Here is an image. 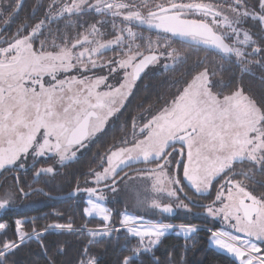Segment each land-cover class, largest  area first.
Listing matches in <instances>:
<instances>
[{"label": "snow or ice", "instance_id": "snow-or-ice-1", "mask_svg": "<svg viewBox=\"0 0 264 264\" xmlns=\"http://www.w3.org/2000/svg\"><path fill=\"white\" fill-rule=\"evenodd\" d=\"M23 6L0 0V171L16 170L13 185L0 190V209L43 192L22 185L20 173L34 181L54 175L119 120L149 66L186 64L190 52L176 44L206 55L173 97L159 107L141 103L143 111L129 116L122 135L97 154V167L83 174L92 186L77 181L72 195H85L86 222L68 217L38 229L35 218L0 221V264H21L16 254L32 240L46 264H57L67 241L55 242L49 255L52 232L86 237L74 264H100L104 257L92 249L112 239L118 251L109 264H142L144 254L152 264H180L183 253L162 262L153 249L170 232L187 241L202 226L147 222L127 203L122 211L109 207L122 192L134 194L133 209L161 217L221 219L227 230L208 229L211 244L232 264H264V0H37L33 13L43 8L41 18L6 36ZM153 31L155 38L146 35ZM233 65L234 73L220 75ZM90 218L99 223L89 227Z\"/></svg>", "mask_w": 264, "mask_h": 264}, {"label": "trees", "instance_id": "trees-1", "mask_svg": "<svg viewBox=\"0 0 264 264\" xmlns=\"http://www.w3.org/2000/svg\"><path fill=\"white\" fill-rule=\"evenodd\" d=\"M3 2L7 4L11 3L12 0H3ZM40 2L46 4L49 0H42ZM36 6L37 0H26L19 15L12 23L5 27L4 34L6 36L11 35L21 24L25 22L35 23L39 20L43 14V8H39L33 13V9ZM146 35H151L155 38L156 33L153 31ZM175 46L183 47L190 52L186 64H179L176 66L175 70L170 71H150L149 69L151 68L147 69L145 73L142 74L141 79L137 82V86L134 89V95L129 98V103L126 108L122 110L123 115L120 116L119 120L111 121L105 131L94 140L89 149L80 155L74 162H69L64 166L59 167L54 175H43L38 181L33 180L31 172H28L27 174L20 173L22 185L26 180L28 183L32 184L34 188H41L48 194L57 196L65 195L73 191L78 180L80 181L81 187H86L83 183V174L87 172L90 167H97V154L106 151L108 146L122 135L121 126L127 121L129 116H138L143 111V109L138 106L142 103L145 108L149 105L159 107L164 100L173 97L177 93V90L184 86V81L190 79L187 72L197 57H203L206 55L203 50L196 51L191 49L188 45L176 44ZM106 54L111 55L110 52ZM217 59L219 58L217 57ZM209 67H212V65H209ZM235 71L236 69L233 65L231 68H227L224 72H221L220 75L227 78L230 73H234ZM257 75H259V73H257ZM244 82L246 84L249 83L247 77ZM254 88L257 92L259 91L258 81L254 83ZM158 101L159 103H157ZM176 147L180 148L181 145L177 144ZM50 162L51 160L44 163L48 164ZM142 166L143 165H136V167ZM13 171L16 170H5L1 173L0 183L2 181L4 183L0 187V190H2L3 187L13 185V174L7 176L8 173H13ZM219 183H221L219 179L214 183L211 196L201 199H211L215 193V186ZM25 190L27 191L28 189L26 188ZM259 190L264 191V188H260ZM84 198V195H79L76 198L51 200L42 194L35 193L22 201L18 200L17 206L20 205L19 208L3 209L2 214L0 215V221L11 223L15 219L28 220L30 218H35L36 227L39 229L46 223H65L68 217H72L77 225H79L86 222L81 211L84 206ZM54 213H63L64 218L54 215ZM163 219L165 222L178 221L177 223L196 222L200 225L206 223L210 224L209 220L206 218L186 219L184 216H180L171 219L164 216ZM87 222L89 227H95L99 223V220L90 218ZM31 227V224H25L26 230H30ZM209 234L208 228H201L192 238L186 241L184 236L176 235L175 231H173L162 239L160 245L153 249V252L162 262L166 261V257H168V254L171 252L177 260H179L181 253L184 254V258L180 261V264H232V259L229 256L209 247ZM62 241H67L64 245L66 252L65 254L56 257L57 264H74L75 257L82 247V244L86 241V237H74L61 235L59 232H52L45 237V244L50 249L49 255L55 253V242ZM77 241H79V243ZM124 243V235H121L119 245H123ZM132 243H136L135 239L132 240ZM186 243L189 245L187 250H185L184 247ZM193 244L195 245L194 247L191 246ZM92 251L94 254L104 257L100 260V264H109L110 260L114 258V253L118 251V242L115 239L101 241L93 247ZM15 259L21 261V264H46L45 254L41 251L35 240L29 241L25 246H22L21 250L16 254ZM141 261L142 264H152L151 254L142 255Z\"/></svg>", "mask_w": 264, "mask_h": 264}, {"label": "rangeland", "instance_id": "rangeland-1", "mask_svg": "<svg viewBox=\"0 0 264 264\" xmlns=\"http://www.w3.org/2000/svg\"><path fill=\"white\" fill-rule=\"evenodd\" d=\"M40 1H42V0H40ZM106 55H109V54H106ZM149 68H151V69H149ZM149 70L150 71H162V69L160 68V66L159 65H157V66H155V67H153V66H149ZM44 79H45V81H47L48 79H49V77H44ZM111 122V121H110ZM109 122V123H110ZM100 134H98L97 135V137L99 136ZM97 137H95L90 143H88V145H87V147L85 148V149H82L79 153H78V157L80 156V155H82L87 149H89V147L92 145V143L94 142V140L97 138ZM177 159H179V157H177ZM45 161H43L42 160V164L44 165V166H47L48 164H53L54 162L51 160V162L50 163H48V164H45L44 163ZM59 167H61V166H57V169L59 168ZM5 171V170H4ZM4 171H0V175H1V173L2 172H4ZM13 173H14V171H13ZM13 173H8L7 174V176H10L11 174H13ZM216 182V181H215ZM214 182V183H215ZM4 182L2 181L1 183H0V187L2 186V184H3ZM86 187H89V186H92V185H85ZM187 190V189H186ZM190 195H191V193H189ZM85 196V195H84ZM86 198V197H85ZM84 198V199H85ZM207 201V199H205V202ZM125 203H127V205H128V207H129V210L130 211H135L136 212V214H138V215H144V217H145V220L147 221V222H154V221H157L158 219H163L164 218V216H163V218L161 217V215L158 213V212H153V211H151V210H144V209H133V203H134V194L133 193H131V192H127V193H125V192H122L121 194H120V196H118L117 198H116V202H113V203H109L108 204V206L109 207H111V208H115V209H119V210H123L124 209V207H125ZM18 204V203H17ZM20 207V205H18V206H16V207H14V208H19ZM2 210L3 209H0V215L2 214ZM183 217L184 216V214L183 213H179V214H177V217ZM198 218H206L207 220H209V222H210V224H208V223H206V224H204V225H201L202 227L201 228H208V229H213V230H217V229H224V230H227V225L221 220V219H219V218H217V219H212V218H209V217H207V216H202V217H198ZM197 220H199V219H197ZM178 221H171L170 223H177ZM193 223H195V224H197L196 222H193ZM200 225V224H199ZM171 233V232H170ZM210 235V234H209ZM181 236H183L182 234H181ZM208 243H209V247H211L212 249H214V250H216V251H218V252H220V253H223L220 249H218V248H216L214 245H212L211 244V242H210V240H209V236H208ZM223 254H225V255H227L226 253H223ZM228 256V255H227ZM230 257V256H229ZM231 258V257H230ZM232 259V258H231Z\"/></svg>", "mask_w": 264, "mask_h": 264}, {"label": "water", "instance_id": "water-1", "mask_svg": "<svg viewBox=\"0 0 264 264\" xmlns=\"http://www.w3.org/2000/svg\"><path fill=\"white\" fill-rule=\"evenodd\" d=\"M25 1H26V0H24V3H25ZM4 29H5V28H4ZM146 70H147V69H146ZM146 70H145V71H146ZM35 193H37V192H33L32 195L35 194ZM44 193H47V192H45V191L43 190V192H40L39 194H42L43 196H45V197H47V198H49V199H51V200H61V199L76 198V197L79 196V195H84L83 193H80V194H77V195H72L73 191H71V192L68 193V194L61 195V196L50 195V194L45 195ZM30 196H31V195H30ZM30 196H28V197H30ZM26 198H27V197H26ZM24 199H25V198H24Z\"/></svg>", "mask_w": 264, "mask_h": 264}, {"label": "flooded vegetation", "instance_id": "flooded-vegetation-1", "mask_svg": "<svg viewBox=\"0 0 264 264\" xmlns=\"http://www.w3.org/2000/svg\"><path fill=\"white\" fill-rule=\"evenodd\" d=\"M166 217H169V216H166ZM175 217H177V215L169 217V218L174 219Z\"/></svg>", "mask_w": 264, "mask_h": 264}]
</instances>
